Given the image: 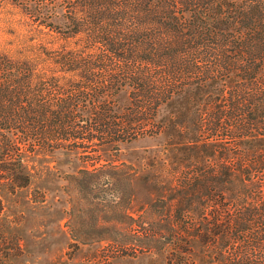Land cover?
<instances>
[{
  "label": "trees",
  "instance_id": "16d2710c",
  "mask_svg": "<svg viewBox=\"0 0 264 264\" xmlns=\"http://www.w3.org/2000/svg\"><path fill=\"white\" fill-rule=\"evenodd\" d=\"M19 1L40 26L82 37L84 55L63 56L64 64L81 56L99 63L83 70L87 81L99 80L101 138L126 133L110 103L127 88L136 107L153 114L146 121L155 131L169 133L176 159L188 151L193 160L191 171L174 175V201L149 205L153 217L139 223L126 213L109 224H79L111 231L71 233L72 244L106 241L109 263L127 254L163 264H264V0ZM31 72L0 54V215L4 192L30 183L33 155L77 142L67 137L77 98L51 107ZM164 108L161 125L151 123ZM82 171L81 188L99 182L89 177L95 171ZM102 203L123 210L116 195ZM12 236L9 247L0 231V264L24 254L21 238Z\"/></svg>",
  "mask_w": 264,
  "mask_h": 264
},
{
  "label": "rangeland",
  "instance_id": "374dc122",
  "mask_svg": "<svg viewBox=\"0 0 264 264\" xmlns=\"http://www.w3.org/2000/svg\"><path fill=\"white\" fill-rule=\"evenodd\" d=\"M24 7L19 0H0V54L16 65L32 69V83L44 85L43 98L51 107L77 98L71 101L77 107L75 128H69L67 136H77V142H71L70 148L33 155L29 160L30 183L14 193L4 192L0 231L10 236L6 244L9 247L14 246L12 235L20 237L24 251L13 264H163L127 254L116 256L109 263L105 253L112 247L106 241L77 247L72 244L71 233H109L107 224H97L93 229L77 226L89 222L109 224L126 213L134 215L139 223L153 217L147 213L149 205L155 200L159 204L174 201V175L191 171L193 160L189 152L179 153L182 160L176 159L170 149L169 133L155 131L146 121L153 114L137 108L139 100L127 88L118 90L110 103L117 117L125 120L122 127L126 133L101 138L96 115L99 104L94 98V87L99 82L97 78L87 81L83 70L99 63L81 56L74 64H64L63 56L84 55L87 46L82 37L40 26ZM65 9L71 15L69 8ZM55 24L62 25L59 19ZM70 66L77 68L66 69ZM98 69L91 71L92 76L101 75ZM83 89L87 92L82 93ZM169 110H159L151 123L161 125L160 118ZM110 116V122L119 123L118 118ZM128 119H132L131 124H126ZM85 168L95 171L89 177L99 182L84 189L79 180ZM115 195L121 199L123 210L115 211L102 203Z\"/></svg>",
  "mask_w": 264,
  "mask_h": 264
}]
</instances>
